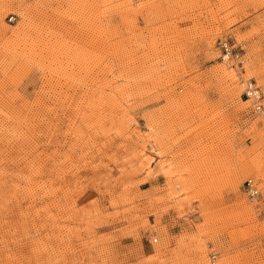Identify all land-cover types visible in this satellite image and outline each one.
I'll use <instances>...</instances> for the list:
<instances>
[{
    "label": "rangeland",
    "instance_id": "1",
    "mask_svg": "<svg viewBox=\"0 0 264 264\" xmlns=\"http://www.w3.org/2000/svg\"><path fill=\"white\" fill-rule=\"evenodd\" d=\"M248 80L264 0H0V264H264Z\"/></svg>",
    "mask_w": 264,
    "mask_h": 264
},
{
    "label": "built area",
    "instance_id": "2",
    "mask_svg": "<svg viewBox=\"0 0 264 264\" xmlns=\"http://www.w3.org/2000/svg\"><path fill=\"white\" fill-rule=\"evenodd\" d=\"M219 47L221 49V57L223 59H232L241 57L238 50L229 39H221L219 41ZM226 56V58H224ZM242 62V60H240ZM244 94L252 101L253 110L255 112H264V94H262L261 88L252 81H246L244 87ZM244 192L248 201L253 203L260 213L264 214V204H262V192L259 186V182L256 178L248 177L244 180ZM211 258H215L212 254Z\"/></svg>",
    "mask_w": 264,
    "mask_h": 264
},
{
    "label": "bare ground",
    "instance_id": "3",
    "mask_svg": "<svg viewBox=\"0 0 264 264\" xmlns=\"http://www.w3.org/2000/svg\"><path fill=\"white\" fill-rule=\"evenodd\" d=\"M225 39H227V38H225ZM224 58H226V56L224 57ZM223 59V58H222ZM223 60H228V59H223ZM255 84H256V82H255ZM245 85H246V83H245ZM256 86H257V84H256ZM262 94H264V93H262ZM257 113H260V114H264V112H257ZM248 177H253V176H248ZM248 177H246V178H248ZM245 178V179H246ZM254 178V177H253ZM244 179V180H245ZM259 186H260V184H259ZM261 188V187H260Z\"/></svg>",
    "mask_w": 264,
    "mask_h": 264
}]
</instances>
